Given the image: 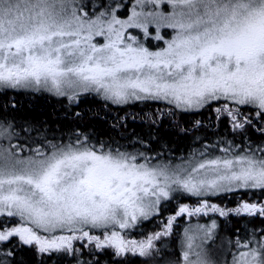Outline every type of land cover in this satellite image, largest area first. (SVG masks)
I'll use <instances>...</instances> for the list:
<instances>
[{
	"label": "snow or ice",
	"instance_id": "1",
	"mask_svg": "<svg viewBox=\"0 0 264 264\" xmlns=\"http://www.w3.org/2000/svg\"><path fill=\"white\" fill-rule=\"evenodd\" d=\"M0 264H264V0H0Z\"/></svg>",
	"mask_w": 264,
	"mask_h": 264
}]
</instances>
